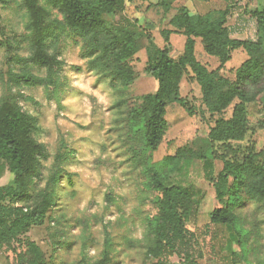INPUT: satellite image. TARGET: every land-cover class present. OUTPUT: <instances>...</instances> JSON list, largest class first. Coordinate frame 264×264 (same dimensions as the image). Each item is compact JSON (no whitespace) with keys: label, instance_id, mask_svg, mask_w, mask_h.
<instances>
[{"label":"rangeland","instance_id":"374dc122","mask_svg":"<svg viewBox=\"0 0 264 264\" xmlns=\"http://www.w3.org/2000/svg\"><path fill=\"white\" fill-rule=\"evenodd\" d=\"M252 1L247 8H255ZM39 4L50 12L47 48L60 64L50 70L33 63L29 23L18 32L11 18L0 20V103L15 101L34 116L33 136L45 147L28 194L15 206L34 211L44 194L50 195L53 204L40 223L0 242V264H17V256L30 242L42 249L47 264H91L104 251L111 257L109 264H264V200L244 185L233 224L214 225L208 215L228 198L232 177L220 186L221 172L251 147L264 164V128L260 127L264 108L260 101L245 104L253 129L243 140L220 142L209 136L218 118L232 117L237 100L221 112L213 111L210 104L233 86L247 52L230 50L231 59L222 65L205 51L202 39L195 38L197 60L220 81L205 97L187 68L179 87L185 103L167 105V128L159 146L152 149L146 143L141 96L155 93L158 81L146 69V48L141 46L129 58L135 81L125 85L110 69L93 65L98 51L91 36L69 28L59 6L50 0ZM22 8H26L24 0H0V12L11 14ZM104 19L105 25L146 29L159 47L165 44L162 30L170 27L166 17L155 10L142 15L139 23L129 16L127 7L114 16L104 15ZM258 34L264 45V30ZM235 36L247 39L248 34ZM185 40L182 34L170 36L172 57L182 54ZM142 43H146L143 38ZM23 74L34 75L39 82H29ZM155 170L166 186H183L194 199L186 226L195 237L177 244L159 261L146 256L153 244L151 225L161 196L151 184ZM2 177L0 184L13 178L8 166ZM218 187L222 198L216 196ZM138 229L143 230L142 238L133 239L132 233Z\"/></svg>","mask_w":264,"mask_h":264},{"label":"trees","instance_id":"16d2710c","mask_svg":"<svg viewBox=\"0 0 264 264\" xmlns=\"http://www.w3.org/2000/svg\"><path fill=\"white\" fill-rule=\"evenodd\" d=\"M40 0H24L31 13L30 29L33 31L32 54L30 60L38 65L53 69L60 64L58 57L49 52L50 12L39 4ZM59 6L69 28L91 36L98 53L92 63L96 67L108 68L123 84L131 85L135 81V72L128 60L141 46L148 53L147 71L158 81L155 93L141 96L142 113L145 123L146 143L156 149L163 139L167 128L166 108L169 103H185L179 87L187 68H190L201 86L205 97L212 92L218 82L212 71L197 60L195 38H201L207 53L216 56L223 65L230 59V50L243 48L248 58L236 70V80L231 88L217 95L210 107L221 112L235 100L232 117L218 118L209 132L214 141L243 140L253 129L245 104L260 101L264 108V45L259 30H264V10L251 13L246 19L252 34L247 39L232 38V29L227 26L230 8L210 11L205 15H191L186 8H181L170 24L174 29L162 30L165 44L159 47L154 36L144 28L133 29L125 25H105L104 15H116L125 9L124 0H50ZM171 33L186 36L184 50L178 58L171 56ZM142 38L146 43H142ZM22 78L37 83L38 78L23 74ZM209 101V98H207ZM264 128V120L260 122ZM36 128L34 116L23 110L15 101L5 99L0 103V177L8 166L13 178L0 186V242H5L13 234H20L32 224L40 223L45 212L52 206L49 194H44L38 208L28 212L23 206H15L29 192L32 176L37 169L39 156L45 151L33 131ZM259 153L248 148L244 156L230 164L219 175V185L232 183L228 188V198L224 206L209 210L212 224H233L237 220L235 209L241 206V192L245 185L256 198L264 200V164L258 161ZM186 166L190 161L187 160ZM175 165H179L176 163ZM152 186L161 192L158 201V213L151 225L154 236L153 244L148 247V259L159 261L166 252L177 244L190 242L195 233L186 226L190 218L194 199L191 192L179 185L166 186L158 171L151 173ZM246 183V184H244ZM216 196L222 198L221 188L216 189ZM9 203H6V200ZM111 257L104 251L102 257L91 264H109ZM17 264H47L42 249L30 242L29 247L17 256ZM146 264V262L144 263Z\"/></svg>","mask_w":264,"mask_h":264},{"label":"crops","instance_id":"0c3cea01","mask_svg":"<svg viewBox=\"0 0 264 264\" xmlns=\"http://www.w3.org/2000/svg\"><path fill=\"white\" fill-rule=\"evenodd\" d=\"M250 1L251 0H124V3L125 9L126 7L129 9V16L136 18L135 21L137 23L142 19V15L144 16L145 14L151 13L153 10H155V12H161L168 20L167 23L170 27H167V29H174L170 21L183 7L186 8L191 15H205L210 11H220L230 8L231 12L227 19V26L233 30L231 37L243 39L235 35L245 32L248 34V38L252 34V30L250 26L247 25L246 19L252 21L254 20V18H251L252 12L255 10H264V0H253L255 2L254 9L247 8V4ZM236 5H243V7L237 9L235 8ZM174 34L176 33H171L170 36ZM2 179L3 177H0V181ZM2 185L5 184H0V186ZM231 259L232 257H230V261Z\"/></svg>","mask_w":264,"mask_h":264},{"label":"clouds","instance_id":"9594fccd","mask_svg":"<svg viewBox=\"0 0 264 264\" xmlns=\"http://www.w3.org/2000/svg\"><path fill=\"white\" fill-rule=\"evenodd\" d=\"M23 0H17V3H22ZM5 17H9L14 21L13 28L15 31H23L28 23L31 22V13L27 8L19 9L14 13H9L7 11L0 12V20ZM142 229H138L136 232L132 233V238H142Z\"/></svg>","mask_w":264,"mask_h":264}]
</instances>
